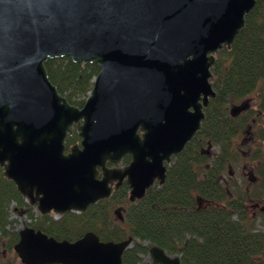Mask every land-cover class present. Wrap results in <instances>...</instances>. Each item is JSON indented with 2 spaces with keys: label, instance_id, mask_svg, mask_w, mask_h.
<instances>
[{
  "label": "water",
  "instance_id": "obj_1",
  "mask_svg": "<svg viewBox=\"0 0 264 264\" xmlns=\"http://www.w3.org/2000/svg\"><path fill=\"white\" fill-rule=\"evenodd\" d=\"M256 0H0V168L41 216L83 213L126 178L130 202L161 186L216 96L211 68ZM69 57L99 72L81 107L50 82L45 61ZM247 104L231 108L236 114ZM76 129L80 140L68 151ZM125 156L130 161L120 165ZM120 207L113 210L123 221ZM22 264H122L132 237L71 242L26 225ZM152 263L180 264L160 247Z\"/></svg>",
  "mask_w": 264,
  "mask_h": 264
},
{
  "label": "trees",
  "instance_id": "obj_2",
  "mask_svg": "<svg viewBox=\"0 0 264 264\" xmlns=\"http://www.w3.org/2000/svg\"><path fill=\"white\" fill-rule=\"evenodd\" d=\"M211 68V82L216 96L204 109L200 130L178 154L166 171L161 186L150 187L141 200L127 201L124 220L113 215L111 202L127 200L125 191L116 197L91 205L86 212H66L55 218L48 215H26V225L41 230L56 240L75 241L92 231L103 241L133 238L122 255V264H138L148 248L143 241L156 245L168 255H177L180 264H264V163L254 167L253 189H243L232 180L225 181L226 167L240 158L236 138L254 129L258 148L251 160L263 158L264 143V0H256L229 49L216 54ZM50 82L72 105L81 107L99 72L96 63L78 64L69 57L49 58L44 63ZM256 93L254 108L233 114L230 104L239 103ZM242 105V104H240ZM80 137L73 129L65 141L66 151ZM217 147L209 159L207 150ZM124 158V162L129 160ZM262 161V162H263ZM126 189V188H124ZM246 200H256L257 217L249 212ZM27 206L14 183L2 175L0 168V248L12 254L6 261L0 252V264H12L17 258L13 246L18 231H10V204ZM205 203V204H204ZM21 264V263H20Z\"/></svg>",
  "mask_w": 264,
  "mask_h": 264
},
{
  "label": "rangeland",
  "instance_id": "obj_3",
  "mask_svg": "<svg viewBox=\"0 0 264 264\" xmlns=\"http://www.w3.org/2000/svg\"><path fill=\"white\" fill-rule=\"evenodd\" d=\"M217 57V56H216ZM246 103L248 106L247 108H254L257 103L256 93H252L248 97H246L244 100L240 101L239 103H232L230 104V107L239 106L240 104ZM256 134H254V129L250 128L249 132H243L236 138V147L237 150L240 153V158L238 160L233 161L231 164H229L226 169L225 173L223 175V178L225 181L232 180L233 182L237 183V185L241 186L243 189H248L251 187L253 189V186L249 185L250 182H252L254 179H256V174L254 172V167L258 164H263V158L257 160H251L250 157L252 155V150L258 148V142L255 139ZM261 151L263 152L264 157V143H260ZM207 150V156L209 159H211L217 152V147L212 146L209 149L206 147H203V150ZM263 161V162H262ZM247 201V208L249 212L253 215L258 216L259 215V208H261L263 205L259 203L258 201L254 200H246ZM26 203V202H25ZM27 206H16L14 202L10 204V220L11 224L9 225L10 231H18L19 229L23 228L30 222V219L27 217L26 212L31 211L34 216L39 215L37 210L34 206H30L28 203H26ZM205 204V203H204ZM115 207H113L114 209ZM113 211V210H112ZM55 218H57L56 215H52ZM260 216L257 217V227L261 228L260 225ZM146 242H141L142 245H144ZM0 252L3 254V256L6 258V261H9L10 259H13L12 254H9L5 251L4 247L0 248ZM21 261L17 257L15 260H13L12 264H20ZM22 264V263H21Z\"/></svg>",
  "mask_w": 264,
  "mask_h": 264
},
{
  "label": "flooded vegetation",
  "instance_id": "obj_4",
  "mask_svg": "<svg viewBox=\"0 0 264 264\" xmlns=\"http://www.w3.org/2000/svg\"><path fill=\"white\" fill-rule=\"evenodd\" d=\"M126 157V156H125ZM124 157V158H125ZM124 158L122 159V161H121V163H120V165H115V164H110V163H108L107 164V166L108 167H123V166H125V165H127L128 163H129V161H130V159L127 161V162H124ZM129 158H130V156H129ZM175 157H173L172 158V160L174 159ZM172 163V162H171ZM154 185H157V183L155 182L151 187H153ZM158 186V185H157ZM124 188H126V189H124ZM123 191H125V193H126V198H127V200H118V199H115L114 198V200L111 202V209H113V207H115L114 209H116V208H118V207H120L121 209H123L122 210V216H123V214H124V210L127 208V201H129V199H128V195H129V186H128V183H127V181H126V178H124L122 181H121V183H120V185L119 186H116V181L115 182H113V185H112V190H111V194H110V196L108 197V198H106V199H104V200H109V199H111L112 197H116L117 195H118V193H120V192H123ZM147 192V191H146ZM130 202V201H129ZM135 202V201H134ZM113 209V210H114ZM50 215H52V214H50ZM114 215V214H113ZM115 216V215H114ZM117 219V218H116ZM123 220H124V217H123ZM120 221V220H119ZM120 222H123V221H120ZM133 239V238H132ZM132 242H133V240H132ZM144 242H146L145 244H144V246L145 247H147L148 248V250H147V252H146V254H144V255H141V257H142V261L141 262H139L138 264H141V263H143V262H148V263H152V259H151V257H149L148 256V252H149V249H150V247L151 246H153V245H150L149 244V242H147V241H144ZM132 245V244H131ZM131 247V246H130ZM166 253V252H165ZM167 254V253H166ZM168 255V254H167ZM169 256H172V255H169Z\"/></svg>",
  "mask_w": 264,
  "mask_h": 264
}]
</instances>
